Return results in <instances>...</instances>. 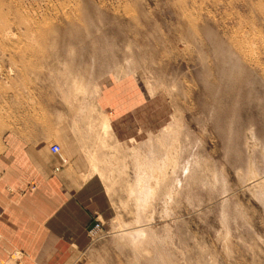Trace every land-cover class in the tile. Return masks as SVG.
<instances>
[{"label":"rangeland","instance_id":"1","mask_svg":"<svg viewBox=\"0 0 264 264\" xmlns=\"http://www.w3.org/2000/svg\"><path fill=\"white\" fill-rule=\"evenodd\" d=\"M53 112L110 201L77 264H264V0H0V143Z\"/></svg>","mask_w":264,"mask_h":264},{"label":"crops","instance_id":"2","mask_svg":"<svg viewBox=\"0 0 264 264\" xmlns=\"http://www.w3.org/2000/svg\"><path fill=\"white\" fill-rule=\"evenodd\" d=\"M117 105L104 108L120 135L125 119ZM55 120L53 112L51 127L22 126L1 138L0 264H77L91 243L89 228L110 207L105 183L91 171L71 124ZM55 143L63 164L50 151Z\"/></svg>","mask_w":264,"mask_h":264},{"label":"bare ground","instance_id":"3","mask_svg":"<svg viewBox=\"0 0 264 264\" xmlns=\"http://www.w3.org/2000/svg\"><path fill=\"white\" fill-rule=\"evenodd\" d=\"M89 35V34H88ZM223 55V54H222ZM224 57V56H223ZM236 63V62H235ZM236 65V64H235ZM238 65H236V67H237ZM239 67V66H238ZM239 68H241V67H239ZM229 69H230V67H229ZM231 70V69H230ZM237 70L238 69H236V70H234V71H236L235 73H237L238 74V72H237ZM242 70V69H241ZM245 72V71H244ZM229 73V72H228ZM239 73H241V72H239ZM240 75H243V74H240ZM240 77V76H239ZM234 78V77H233ZM102 128H106V129H108L109 128V125H108V123H107V121L106 120H103L102 121ZM165 140V139H164ZM163 147H165V146H163ZM151 148V147H150ZM151 150V149H150ZM149 150V151H150ZM166 154V153H165ZM139 167V166H138ZM141 167H139V169H140ZM197 168V167H196ZM142 170H144V169H142L141 168V170H140V173H138V175H137V182L139 183V185H141V188H140V190H139V192H140V197H142V198H144V197H147L148 195H149V193H150V191H151V189L147 186V182H148V176H146L145 175V173L142 171ZM199 174V173H198ZM197 174V175H198ZM194 178H195V176H194ZM157 259V258H156ZM153 263V262H152Z\"/></svg>","mask_w":264,"mask_h":264},{"label":"built area","instance_id":"4","mask_svg":"<svg viewBox=\"0 0 264 264\" xmlns=\"http://www.w3.org/2000/svg\"><path fill=\"white\" fill-rule=\"evenodd\" d=\"M50 151H51V153L57 154L60 156V160H61L62 164L66 162V159L61 156V148H60L59 144H56V143L51 144L50 145ZM58 168L59 167H56L55 170H58ZM100 231H101V223L98 219H95L92 226L89 228L88 233H89L90 237H92L94 234H96Z\"/></svg>","mask_w":264,"mask_h":264}]
</instances>
